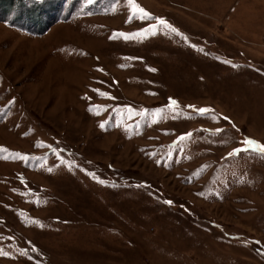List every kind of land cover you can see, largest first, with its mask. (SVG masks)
<instances>
[{
    "label": "rangeland",
    "instance_id": "374dc122",
    "mask_svg": "<svg viewBox=\"0 0 264 264\" xmlns=\"http://www.w3.org/2000/svg\"><path fill=\"white\" fill-rule=\"evenodd\" d=\"M245 139L264 0H0V264H264Z\"/></svg>",
    "mask_w": 264,
    "mask_h": 264
},
{
    "label": "snow or ice",
    "instance_id": "6c2138e0",
    "mask_svg": "<svg viewBox=\"0 0 264 264\" xmlns=\"http://www.w3.org/2000/svg\"><path fill=\"white\" fill-rule=\"evenodd\" d=\"M129 3H134V0H129ZM140 14H142L143 16H148V13L144 12L143 9H140ZM133 15H136V13H134ZM159 23L161 25H165L166 22L164 20H160ZM173 31H175V29H172ZM170 106H176V102L172 101L170 99L169 102ZM192 107V106H189ZM194 111L200 113V114H207L213 110L211 109H194ZM227 119V118H225ZM103 127V125H102ZM183 139V137L181 138ZM242 143L246 146L245 148L241 149L240 151H259L261 155H264V145H258L257 142L251 140V139H245L244 141H242ZM0 151H3L2 149H0ZM238 153H232L231 155H237ZM20 159H24V157H19ZM167 204H171V201H164ZM0 254H4L3 252H0Z\"/></svg>",
    "mask_w": 264,
    "mask_h": 264
}]
</instances>
